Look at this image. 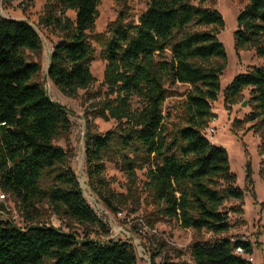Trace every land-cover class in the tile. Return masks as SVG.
Returning <instances> with one entry per match:
<instances>
[{
    "label": "trees",
    "instance_id": "obj_1",
    "mask_svg": "<svg viewBox=\"0 0 264 264\" xmlns=\"http://www.w3.org/2000/svg\"><path fill=\"white\" fill-rule=\"evenodd\" d=\"M195 1L196 4H193ZM206 0H150L136 23L119 18L110 27L101 56L108 97L105 120L117 123L104 136L85 137V165L91 186L99 189L109 209L111 192L103 182V159L115 151L133 176V160L148 163L146 188L159 213L184 230L214 235L229 230L226 200L242 201L234 186L227 153L203 135L212 120L211 103L220 90L226 54L217 36L224 27L221 14L204 6ZM100 0H51L45 24L61 37L49 57L47 77L65 94L87 89L95 81L90 71L93 49L90 32ZM67 11L75 13L71 20ZM237 54L253 50L264 62V0H246L233 33ZM41 42L25 21L0 16V189L32 213L46 202L60 216L84 227H106L82 196L67 155L54 145L68 132L67 111L53 102L35 78L40 64L27 58ZM187 85L181 104L182 125L163 114L168 87ZM248 90L250 112L237 125L253 123L264 155V65L234 76L224 90V105L241 103ZM141 102L133 108L132 100ZM115 152V153H116ZM264 164V158H263ZM50 184L43 186L44 181ZM235 210V209H231ZM237 211V208H236ZM251 247L221 239L196 242L195 264H249L235 254ZM0 264H138L131 245L78 239L47 226L19 229L0 221Z\"/></svg>",
    "mask_w": 264,
    "mask_h": 264
},
{
    "label": "rangeland",
    "instance_id": "obj_2",
    "mask_svg": "<svg viewBox=\"0 0 264 264\" xmlns=\"http://www.w3.org/2000/svg\"><path fill=\"white\" fill-rule=\"evenodd\" d=\"M51 0H0V16L7 19L25 21L37 33L41 49L38 53L26 52L27 58L40 64V72L35 78L45 90L47 96L62 106L68 113L70 127L68 132L60 134L54 145L67 155V163L74 173L82 196L95 215L106 227L104 233L97 227H84L57 215L46 202L37 205L32 213H26L22 204L12 195L0 189V221L19 229L35 226H47L63 233H74L78 239L106 243L121 241L133 248L138 264H195L190 248L196 242H214L221 239L242 241L251 247L246 256L249 264H264V155L261 154V140L252 128L253 123L237 125L249 112L247 105L241 104L248 99V90L243 91L241 103L224 105V90L234 76L246 73L252 67H260L264 62L254 55L253 50L234 49L233 33L236 30V18L246 5V0H206L204 6L218 11L224 21V27L217 39L223 45L226 59L225 67L219 77L220 90L215 102L211 103L212 120L202 131L209 142L223 148L228 157L229 171L235 176L234 186L244 191L242 201L226 200L221 207L228 213L229 230L214 235L205 231L195 232L182 229L175 220L167 219L159 213V206L151 199L146 188V170L148 163L144 158L133 160V176L122 166L115 145V151L103 159V182L111 195L109 209L99 195V189L93 190L87 176L85 165V137L88 134L104 136L115 131L117 123L105 120L104 101L108 97L103 84L105 61L101 56L103 46L109 37L110 27L119 18L124 22L136 23L146 10L150 0H100L95 24L88 32L93 49L90 71L95 81L87 89H78L65 94L57 89L47 77V67L53 46L61 37L55 29L45 24L48 5ZM196 4L195 1H192ZM66 16L73 20L75 13L67 11ZM168 96L162 110L170 115L168 123L182 125L181 104L190 91L187 85L168 87ZM132 107H141V102L132 100ZM214 129L209 136L207 130ZM116 152V153H115ZM50 184L45 180L43 186ZM237 208V211H236ZM231 209H235L234 211Z\"/></svg>",
    "mask_w": 264,
    "mask_h": 264
},
{
    "label": "built area",
    "instance_id": "obj_3",
    "mask_svg": "<svg viewBox=\"0 0 264 264\" xmlns=\"http://www.w3.org/2000/svg\"><path fill=\"white\" fill-rule=\"evenodd\" d=\"M207 132H208L209 136H211V134L214 133V129H209V130H207ZM235 254L238 255V256L243 257V258L246 259L247 262L249 263V260H248L247 257H246V256H248V255H245V254L243 253L242 249L237 248V249L235 250Z\"/></svg>",
    "mask_w": 264,
    "mask_h": 264
},
{
    "label": "water",
    "instance_id": "obj_4",
    "mask_svg": "<svg viewBox=\"0 0 264 264\" xmlns=\"http://www.w3.org/2000/svg\"><path fill=\"white\" fill-rule=\"evenodd\" d=\"M47 69H48V67H47ZM245 105H247V102H246V101H244V102L241 104L242 107H244Z\"/></svg>",
    "mask_w": 264,
    "mask_h": 264
}]
</instances>
